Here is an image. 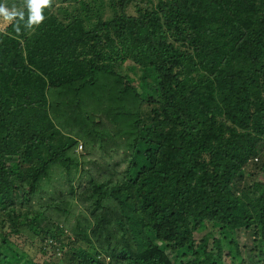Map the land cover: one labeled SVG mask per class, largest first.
I'll list each match as a JSON object with an SVG mask.
<instances>
[{"label":"trees","instance_id":"16d2710c","mask_svg":"<svg viewBox=\"0 0 264 264\" xmlns=\"http://www.w3.org/2000/svg\"><path fill=\"white\" fill-rule=\"evenodd\" d=\"M5 1L0 264H264V0Z\"/></svg>","mask_w":264,"mask_h":264},{"label":"rangeland","instance_id":"374dc122","mask_svg":"<svg viewBox=\"0 0 264 264\" xmlns=\"http://www.w3.org/2000/svg\"><path fill=\"white\" fill-rule=\"evenodd\" d=\"M4 4H5V6H7L6 5V1L4 0V1H2ZM12 2V1H11ZM9 9H11L12 7H14V6H11V7H9V6H7ZM16 8V7H15ZM17 9V8H16ZM8 23H9V21H4L3 19H2V17H0V32L8 25ZM124 71L125 72H127V70H125L124 69ZM128 73V72H127ZM130 74V76H131V79H132V81L136 78V76H135V74L133 73V72H131V73H129ZM31 85H33L34 87H36V90L37 91H39V92H41V91H43V82L41 81V80H38V79H32V84ZM79 150H81V145L79 146ZM258 170H257V168L254 166V165H252V166H248L246 169H245V172L246 173H248V172H257ZM250 178H246V182L247 183H245V185H248V184H250ZM263 180H264V176H263V174H258V176L257 177H255L254 178V182H263ZM258 185H259V183H257ZM257 186V185H256ZM246 193H249V191L248 192H246ZM245 194V193H244ZM244 198L249 202V203H251V208L254 210L255 208H257L256 207V205L255 204H253L254 202L251 200V199H249L248 197H247V195L245 194L244 195ZM229 236V232H228V230H220V229H218V228H216V227H214V226H212V225H208L206 228H204L200 233H197L196 235H195V238L198 240V239H202L204 242H206L208 239H210V238H217V239H219V241H220V247L221 248H225V247H227L228 246V244H229V242H228V240L230 239V237L228 238V239H223V238H225V237H228ZM13 237V238H12ZM11 238H12V240L13 241H15L16 242V244L18 245V246H21V248L23 249V250H25L31 257H33L34 258V260L36 261V262H41L43 259H48V260H50V255H51V253L48 255V256H42V255H40L39 253H38V243L37 242H35V241H32V243H28L27 241H28V238L26 237V239H24L23 240V238H21V236H19V235H12L11 236ZM50 242H52V241H50ZM228 242V243H227ZM54 243V242H53ZM58 255H59V252H58ZM57 255V256H58ZM226 261L228 262L227 264H233L232 263V261H231V259L230 258H228V259H226Z\"/></svg>","mask_w":264,"mask_h":264},{"label":"clouds","instance_id":"9594fccd","mask_svg":"<svg viewBox=\"0 0 264 264\" xmlns=\"http://www.w3.org/2000/svg\"><path fill=\"white\" fill-rule=\"evenodd\" d=\"M48 0H27L28 9V20L26 21L27 26L38 24L44 19L41 14V7L47 5ZM0 17L4 21H12L14 18L19 17L21 20L24 18V12L18 11L15 7L9 9L4 3L0 2Z\"/></svg>","mask_w":264,"mask_h":264}]
</instances>
